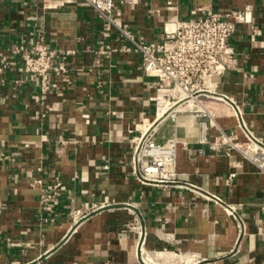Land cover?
<instances>
[{"label":"crops","instance_id":"crops-1","mask_svg":"<svg viewBox=\"0 0 264 264\" xmlns=\"http://www.w3.org/2000/svg\"><path fill=\"white\" fill-rule=\"evenodd\" d=\"M116 3L122 25L147 41L202 9L250 6L251 22L232 38L236 67L217 90L264 142V0ZM37 34L76 51L43 103L35 101L38 81L12 52ZM117 39L116 29L103 38L83 0L49 10L41 0H0V264H264V171L236 149L201 142L192 112L161 122L155 135L180 141L175 180L140 183L131 172L129 138L153 117V78L135 53L95 52ZM212 106L219 127L244 141L235 108ZM55 175L66 189L46 211L32 181Z\"/></svg>","mask_w":264,"mask_h":264},{"label":"built area","instance_id":"built-area-1","mask_svg":"<svg viewBox=\"0 0 264 264\" xmlns=\"http://www.w3.org/2000/svg\"><path fill=\"white\" fill-rule=\"evenodd\" d=\"M73 1L41 0V5L49 10ZM83 1L100 20L103 38L109 37L112 29H116L119 36L115 42L101 43L95 52L105 57L117 52L135 53L140 59L143 74L153 78L151 100L154 118L150 122L142 118L137 128L139 132L129 138L128 164L140 183L158 184L177 178L180 141L171 136L159 142L155 135L161 122H175L180 112H192L197 117L199 139L208 143L209 148L236 149L264 171V142L255 137L244 123L238 106L217 90L221 77L236 67L232 38L239 24L251 22L250 6L227 11L202 9L191 18L169 21L161 38L147 41L119 21L117 0ZM118 1L132 5L139 0ZM12 52L20 55L23 70L38 81L39 93L35 95V101L39 103H43L60 77L67 76L68 58L76 53L75 50L50 47L41 34L36 35L30 46L21 42L12 48ZM2 69L0 66V72ZM216 101L229 103L235 108V117L245 135L244 141H239L236 133L225 132L219 127L212 106ZM84 117L87 120V115ZM212 126L218 129V135L209 140L207 133ZM32 186L38 190L41 207L46 211L53 210V205L66 189L58 175L52 176L47 183L38 177L32 181ZM213 198L222 202L218 196ZM262 208L264 223V206Z\"/></svg>","mask_w":264,"mask_h":264},{"label":"bare ground","instance_id":"bare-ground-1","mask_svg":"<svg viewBox=\"0 0 264 264\" xmlns=\"http://www.w3.org/2000/svg\"><path fill=\"white\" fill-rule=\"evenodd\" d=\"M153 118H154V116L152 118H144V119L148 120V122H150Z\"/></svg>","mask_w":264,"mask_h":264}]
</instances>
